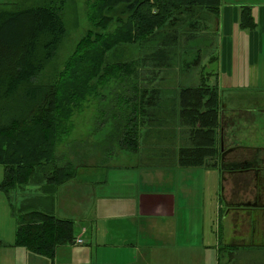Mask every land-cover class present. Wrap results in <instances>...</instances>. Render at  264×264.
<instances>
[{
    "label": "trees",
    "instance_id": "trees-1",
    "mask_svg": "<svg viewBox=\"0 0 264 264\" xmlns=\"http://www.w3.org/2000/svg\"><path fill=\"white\" fill-rule=\"evenodd\" d=\"M98 1V9L90 18L100 31L89 32L59 81L45 85L39 79L67 33L60 7L49 3L0 11V166L5 171L2 189L11 193L31 186L43 192L40 197L25 199L18 207L16 244L50 260L55 258L57 248L73 245L76 240L75 221L40 211L43 194L54 197L58 189L77 178L78 167L72 163L59 166L58 155L59 145L71 136L74 112L81 111L103 86L119 81L120 91L129 93L117 97V114L112 115L115 122L108 139L120 140L126 150L138 153L142 129L152 119L151 110L157 104L158 89L143 90L138 82H129L132 76L138 78L140 60L108 63L109 53L122 45L143 47L157 37L162 45L179 49L186 36L203 37L206 18L217 16L222 5V0ZM244 20L249 26L252 17ZM195 62L194 58L191 63ZM206 70L202 65L197 86L181 91V105L191 126V146L179 149L177 166L221 170L224 166L230 172L252 170L253 163L249 161L229 166L221 161L220 100L216 87L208 84L211 73ZM36 201L38 206L34 205Z\"/></svg>",
    "mask_w": 264,
    "mask_h": 264
},
{
    "label": "crops",
    "instance_id": "crops-1",
    "mask_svg": "<svg viewBox=\"0 0 264 264\" xmlns=\"http://www.w3.org/2000/svg\"><path fill=\"white\" fill-rule=\"evenodd\" d=\"M246 16L252 17L249 26L244 20ZM208 28H214L216 44L210 50L213 55L206 56L208 58L203 59L202 64L211 73L208 84L216 87L222 107L219 120L221 161L228 166L249 161L253 163L252 170L230 172L224 170V166L223 170L203 168L209 186L185 189L187 201L184 202L179 189L170 186L166 171L179 168L176 163L178 151L181 147H190L191 142L180 147L166 142L160 143L157 151L146 152L148 149L141 148L136 154L141 162L144 156L149 159L151 176L125 182L114 188L115 192L107 187L111 186L107 178L97 181L92 178L89 182L80 180L91 186L76 187L73 180L56 191L54 197L43 194L40 211H50L64 219H70L66 213L74 215L70 220L75 221L78 240L83 238L85 241L80 245L57 248L58 255H62V264H193L194 258L200 260L199 264H209L214 251L219 264H224V258L234 253L235 247L238 251L255 250L252 242L257 237L264 241L262 215L259 222L252 221L247 213L249 222L240 225L235 221L245 209L226 206L254 201L257 195L262 196L264 202V0H222L218 15L212 16ZM189 79L188 76L186 80ZM244 177L253 194L246 199L243 193L232 197V191L237 187L233 179ZM73 188L89 194L88 211H82V201L74 197ZM69 192L72 193L65 205L64 198ZM42 193L37 190L36 196L28 198L40 197ZM200 203L203 205L199 206ZM61 211L65 212L61 214ZM215 216L220 225L222 220L225 224L230 218L234 232L226 238L219 231L217 246H206L204 222ZM199 227L202 232L200 242L189 240L191 245L188 244L184 234ZM246 241L251 244L240 243Z\"/></svg>",
    "mask_w": 264,
    "mask_h": 264
},
{
    "label": "rangeland",
    "instance_id": "rangeland-1",
    "mask_svg": "<svg viewBox=\"0 0 264 264\" xmlns=\"http://www.w3.org/2000/svg\"><path fill=\"white\" fill-rule=\"evenodd\" d=\"M98 2V0H0V11H4L3 9H26L49 3L54 4L55 8L58 6L61 9V12H59L67 33L56 57L45 67L39 79L40 84H52L59 81L58 79L61 78L80 41L89 32L100 31L96 27V23L92 22L90 18L92 12L94 14L97 11ZM210 20H212V16L206 18V30H204L203 37L192 38L186 36L182 40L179 49L168 44L166 46L162 45L157 37L153 41L146 42L143 47L139 45H122L109 53L108 63L125 62L129 64L140 60V65L137 66L138 78L132 76L131 78L127 77V79L130 78L129 82H138V86L143 90L158 89V93L155 95L156 98L158 97L157 104L155 109L151 110L152 119L146 123V128L142 129L140 137L141 147L148 149L146 152L157 151L156 149L159 148L160 143L163 145V143L171 142L173 146L178 147L191 142V126L187 123L186 111L181 105L180 96L183 88L195 87L200 83L203 59L206 60L208 58L206 56L211 57L213 55L210 50L215 47L216 39L212 33L214 28H208ZM199 52L204 56H196ZM194 58L196 62L191 63ZM199 62L201 65H196ZM204 64L207 63L204 62ZM206 72H208V69ZM188 76L190 79L186 80ZM118 85L119 81L112 80L110 84L99 90L97 96L89 98L81 111L74 112L70 121L73 125L71 136L58 147L59 166L72 163L78 167L79 176L74 182L76 187L91 186L80 183V180L89 182L92 178L96 179L95 181L107 178L110 181L109 185H111L107 187L115 192L114 188H119L125 182H133L142 176L145 178L151 176V169L148 168V164L151 165L149 159L144 156L142 157L143 162H141L136 155L140 151L138 153L130 152L121 145L120 140L111 142L108 139L114 128L115 121L112 115L117 114L115 107L117 97L129 93L120 91ZM128 86L132 88L130 84ZM220 108H222L221 105ZM120 113H125V111H120ZM124 126L122 127L124 128ZM164 155L167 156V153H164ZM168 160L174 163L172 159ZM162 163H166V161H162ZM4 172V168L0 166V264H62V255L61 253L58 255L57 250L55 258L50 260L27 248L17 246L16 229L18 221L15 213L21 201L36 196L37 190L29 186L25 189L6 193L2 189ZM166 172L167 175L164 174L171 181L170 186L179 189L184 202L187 201L184 193L185 189H201L209 186L206 170L203 168L184 169L179 167ZM233 181L237 187L232 191V197L235 198L239 193H243L246 199L249 194H253L246 177L233 179ZM161 187L165 188L162 184ZM235 191L238 192L235 193ZM72 192L77 200L82 201V211H88L89 194L79 193L77 188H73ZM72 192L65 196V205L68 204L69 195ZM221 193H223V187H221ZM259 203L264 204L261 200ZM38 204L37 201L34 203L36 206ZM202 205L203 203L199 204V206ZM244 209L235 221L237 224L241 225L249 222L247 213L250 214L252 221H259L261 215V217H264V208ZM63 212L65 211H61V214ZM210 212L211 210L208 208V215H210ZM196 213H198V210ZM61 214L60 216H65ZM66 217L74 219L72 214L66 213ZM188 224L192 225V222ZM204 225L206 226V246H217L219 242L217 233L219 231L222 234L224 233L226 238H229L234 232L231 229L230 218L226 220L225 224L222 220L220 225L216 216L214 219L208 217ZM243 228L245 227L243 226ZM74 235L77 240L80 238L76 228ZM184 235L186 242L191 245L188 242L189 240L200 242L202 232L199 227L195 231H188ZM81 239L85 242L83 238ZM240 243L246 245V243L251 244V241ZM252 243L256 246L255 250L241 251L240 249L238 251L235 247L236 254L235 252L230 253L227 258H224V264H264V248H262L264 247V241L257 237L256 241ZM199 262L200 260L197 258L193 259V264H199ZM209 264H219L217 252L212 253Z\"/></svg>",
    "mask_w": 264,
    "mask_h": 264
},
{
    "label": "water",
    "instance_id": "water-1",
    "mask_svg": "<svg viewBox=\"0 0 264 264\" xmlns=\"http://www.w3.org/2000/svg\"><path fill=\"white\" fill-rule=\"evenodd\" d=\"M226 206L228 208H264V204L260 205V204H257L256 202H240V203H234L231 205L226 204Z\"/></svg>",
    "mask_w": 264,
    "mask_h": 264
},
{
    "label": "flooded vegetation",
    "instance_id": "flooded-vegetation-1",
    "mask_svg": "<svg viewBox=\"0 0 264 264\" xmlns=\"http://www.w3.org/2000/svg\"><path fill=\"white\" fill-rule=\"evenodd\" d=\"M262 196H256V199L254 200V201H250V202H256L257 204H260L259 202H260V200L263 202V200H262ZM261 205V204H260ZM249 236H250V234H248Z\"/></svg>",
    "mask_w": 264,
    "mask_h": 264
},
{
    "label": "built area",
    "instance_id": "built-area-1",
    "mask_svg": "<svg viewBox=\"0 0 264 264\" xmlns=\"http://www.w3.org/2000/svg\"><path fill=\"white\" fill-rule=\"evenodd\" d=\"M75 244H76V245L83 244V241H82V240H75Z\"/></svg>",
    "mask_w": 264,
    "mask_h": 264
}]
</instances>
